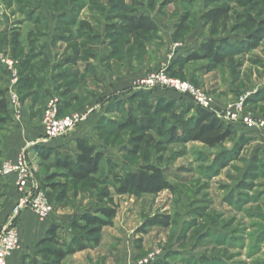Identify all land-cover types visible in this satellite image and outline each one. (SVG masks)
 I'll return each mask as SVG.
<instances>
[{
    "label": "rangeland",
    "instance_id": "rangeland-1",
    "mask_svg": "<svg viewBox=\"0 0 264 264\" xmlns=\"http://www.w3.org/2000/svg\"><path fill=\"white\" fill-rule=\"evenodd\" d=\"M124 6L132 7L138 16H148L157 30L141 41L125 34ZM220 9L229 11L225 19L214 24L205 19L207 13ZM14 31L21 33L23 41L17 50L11 45ZM214 42H219L226 57L223 64L208 59L178 62L189 51L200 54L202 45ZM229 42L232 45L226 48ZM44 49L52 60L41 52ZM0 52L17 65L22 107L33 103L32 127L40 128L42 114L35 109L41 92H31L37 83L31 79L51 62L60 71L54 79L55 95L67 102L59 110L62 116L82 115L86 107L98 105L92 113L98 119L97 149L105 155L100 175L85 184L71 181L68 196L61 202L57 200L60 188L41 187L55 207L51 217L58 219L60 241L72 246L74 239L82 238L90 245L62 264H264L262 126L240 120L236 134L216 148L172 141L153 131L139 143L136 126H123L133 112L142 115V104L135 96L142 90L155 98L157 92L172 94L170 98L178 101L175 107L194 104L187 95L138 85L143 77L161 70L210 97V110L223 120L233 110L261 122L264 0H0ZM38 52L44 57L39 54L33 60L30 53ZM102 74L107 78L101 81ZM123 79L135 81L124 91L110 94L108 90ZM39 84L43 85L42 79ZM5 85L10 81L3 72L0 86ZM122 97L128 99L117 102ZM137 144L140 149L135 154ZM50 156L49 160H56ZM28 157L31 168H39V178L56 172L33 151ZM147 166L162 168L173 189L160 194L116 192L112 183L116 172H139ZM101 210L115 215L109 218ZM86 213L107 222L100 233L73 226ZM156 217H169V226H153ZM49 246L55 248L34 245L22 264H56L43 252Z\"/></svg>",
    "mask_w": 264,
    "mask_h": 264
},
{
    "label": "trees",
    "instance_id": "trees-1",
    "mask_svg": "<svg viewBox=\"0 0 264 264\" xmlns=\"http://www.w3.org/2000/svg\"><path fill=\"white\" fill-rule=\"evenodd\" d=\"M132 7L124 6L122 12L124 15V22L126 23L125 34L135 38L138 41L145 40L148 35L157 30V24L154 23L148 16L136 15L132 11ZM228 10L220 9L214 12L207 13L205 19L211 23H219L228 15ZM22 35L18 31H14L11 37V45L13 49H18L22 46ZM219 42L209 43L201 46L200 54H188L181 58L178 62L199 61L200 59H208L217 65L223 64L225 55L219 50ZM232 45L229 42V47ZM31 54V58L35 60L37 55ZM27 63L23 61L24 66ZM25 78L21 79L24 82ZM139 96L142 104V115H136L134 112L129 116L126 123L135 125L137 131L141 136L136 138V141L143 143L144 135L148 132H155L156 134L167 136L173 141L183 143L200 142L209 148H216L224 144L227 140L236 134L238 123L227 122L220 118L214 111L200 107L193 103H179L174 98H158L156 104L152 103L154 96L149 91H140L135 94ZM185 96V95H183ZM192 100V99H191ZM155 101V100H154ZM118 102V101H117ZM61 109V106H60ZM59 109V110H60ZM60 112V111H59ZM62 115V112H60ZM162 115V117H161ZM164 115V116H163ZM170 115V116H167ZM161 120L158 122V119ZM9 122V102L5 97V91H0V132L4 131ZM122 126V127H123ZM0 140V146H1ZM140 144H137L133 149L136 154L139 152ZM78 153L73 155H66L56 159L54 164L55 173L49 174L41 180V187L44 189L56 190L60 188L57 200L64 201L68 196L69 183L71 181L85 184L91 178L97 177L101 173V165L105 159L103 151L98 150L96 146L92 145L88 140H79L77 145ZM39 157L44 160H49L52 154L51 150L37 148ZM3 152L0 149V156ZM114 167V165H111ZM113 168H111V171ZM113 184L118 194H128L134 192L136 194H160L165 190L173 189V185L169 183L165 172L162 168L154 166L144 167V170L139 172H129L127 174L115 173L113 175ZM57 178H62L64 182H55ZM99 213L113 218L115 213L112 210H101ZM82 222H74L73 226L81 231H86L87 227H91L93 233H100L102 227L107 225V222L97 215L87 214L81 217ZM153 226H169L170 218H154L151 221ZM58 224L49 227L40 244L53 245L55 248L46 247L44 253L52 256L56 264H62L66 257L73 256V254L86 251L90 245L84 244L82 238L74 239L72 246L62 243L59 239ZM98 246V243H97ZM52 247V246H51Z\"/></svg>",
    "mask_w": 264,
    "mask_h": 264
},
{
    "label": "crops",
    "instance_id": "crops-1",
    "mask_svg": "<svg viewBox=\"0 0 264 264\" xmlns=\"http://www.w3.org/2000/svg\"><path fill=\"white\" fill-rule=\"evenodd\" d=\"M41 52L47 55L46 58L52 60L51 53L49 50L44 49ZM42 53L38 52L35 53V55H37V57H40V55L41 57H44ZM190 53L191 51L188 52V54ZM57 66V63L53 64L51 62L50 66L47 65L46 67H44L43 70L38 71L37 75L32 76V83L34 79L37 83H39V80L42 79L43 83V85L39 84L40 86H38L37 83L34 82L36 87L33 85L34 87L32 86L33 89H31V92H34V90L36 93H38L39 90L41 92V96L35 104V109L40 111L41 114L43 113L42 109L46 100L50 96H54L55 93H57V87L54 81V79L57 80V76L59 75L58 73L60 72L55 71V68ZM3 72L4 71L0 70V73L3 74ZM106 78L107 76L103 74L99 75V80L101 81ZM127 80L123 79L119 83H115L113 89L110 88L108 90L110 94L113 95L115 93H120L124 91L125 88L127 89V87L132 86L133 81H135L132 80L130 82V80H128L129 82L127 83ZM125 83H127V85ZM2 86H0V91L6 92L8 86ZM154 95L156 96L155 99H158L170 98L172 94L166 92H157L154 93ZM127 99L128 97H122L118 99V102L125 101ZM66 103L65 101H62L61 106H64ZM32 106V102H27L24 107H22L20 117H17L9 107V122L5 129H8L7 134L4 135L2 134L3 131L0 132V140L2 143L0 149L3 152L2 156H4L2 157L4 158L2 162H15L20 158V155L25 154V157H27V161L30 166L28 157L30 152L33 151L35 153V156L37 157L39 156L37 148L40 147L45 150H51L54 159L64 157L66 155L74 156L78 153L77 145L79 140L84 139L90 141L92 145L97 147V141L94 139V133L98 119H96L97 117H95V114L92 112L97 109L98 105L86 107L84 113L82 114H85L86 118L80 124V126H78L74 131H71L70 134H68L67 136L58 137L54 140H48L45 138L43 127H32V113H30ZM45 162H49V165L54 167L53 165L55 164L56 160H45ZM31 169L34 172V179L32 184L41 188V180L49 174H45L41 178H39L38 174L41 173L38 170L39 168L37 169L35 166ZM19 198L20 193L17 187H15V177L13 175L9 177H0V230L14 219L17 230L20 233L21 245H23L20 250L14 251V253H12L8 257V264H22L24 262V258L28 255L30 251L29 249L34 245L36 246L43 239L49 227L58 224V219L55 220V218L53 217H50L49 219L45 220L38 219L37 216H35L30 209L24 210L16 215L15 208L19 203Z\"/></svg>",
    "mask_w": 264,
    "mask_h": 264
},
{
    "label": "built area",
    "instance_id": "built-area-1",
    "mask_svg": "<svg viewBox=\"0 0 264 264\" xmlns=\"http://www.w3.org/2000/svg\"><path fill=\"white\" fill-rule=\"evenodd\" d=\"M0 68L8 75L10 85L8 86L5 97L9 102V107L17 117L21 116L23 99L18 94L19 71L17 65L10 55L0 52ZM140 87L156 88L161 87L169 91H175L182 95L189 96L194 104L210 109L212 100L205 93L197 90L190 82H184L181 79L170 77L165 70L156 71L143 77L138 83ZM61 101L56 95L50 96L42 109V124L45 138L54 140L58 137H64L81 124L86 115L73 114L62 116L59 112ZM240 120L247 125H260L264 128V119L261 122L253 121L249 117H240L238 112L228 111L225 121L238 123ZM17 161H3L0 163V177H15V187H17L20 198L15 208V214L30 209L40 219H49L55 211L54 205L48 199L42 188L34 186V172L28 164L25 154L19 156ZM22 248L20 233L17 230L15 220L11 221L0 230V264H8V257L14 251ZM151 259H147V263Z\"/></svg>",
    "mask_w": 264,
    "mask_h": 264
}]
</instances>
